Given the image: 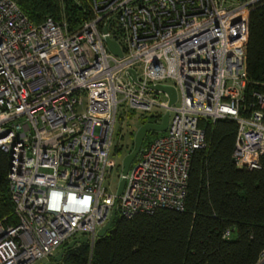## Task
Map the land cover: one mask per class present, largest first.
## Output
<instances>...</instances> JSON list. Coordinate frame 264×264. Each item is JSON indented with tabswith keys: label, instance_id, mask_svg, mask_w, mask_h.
Listing matches in <instances>:
<instances>
[{
	"label": "built area",
	"instance_id": "obj_1",
	"mask_svg": "<svg viewBox=\"0 0 264 264\" xmlns=\"http://www.w3.org/2000/svg\"><path fill=\"white\" fill-rule=\"evenodd\" d=\"M72 1L86 15L69 28L63 17L33 23L0 0V149L15 217L0 222V264L46 261L83 235L92 244L113 206L126 219L181 210L190 157L206 145L200 120L234 121L235 164L251 169L264 155V83L246 100L244 70L247 13L264 0ZM156 83L173 86V103L146 86ZM127 110L154 123L167 111L166 128L109 194L111 136Z\"/></svg>",
	"mask_w": 264,
	"mask_h": 264
},
{
	"label": "trees",
	"instance_id": "obj_2",
	"mask_svg": "<svg viewBox=\"0 0 264 264\" xmlns=\"http://www.w3.org/2000/svg\"><path fill=\"white\" fill-rule=\"evenodd\" d=\"M14 1L33 23L63 17L73 28L86 15L72 0ZM244 70L249 100L251 89L264 83V1L247 13ZM151 119L144 116L139 124ZM199 125L206 145L190 157L181 210L160 208L128 219L115 215L103 236L74 244L55 264H255L264 244V155L257 167L237 165L231 157L234 121ZM7 166L0 149V222L14 224Z\"/></svg>",
	"mask_w": 264,
	"mask_h": 264
},
{
	"label": "water",
	"instance_id": "obj_3",
	"mask_svg": "<svg viewBox=\"0 0 264 264\" xmlns=\"http://www.w3.org/2000/svg\"><path fill=\"white\" fill-rule=\"evenodd\" d=\"M104 43L107 46V48L113 54H116L117 56H121V50L115 41H113L107 37H104ZM127 73L129 74L130 78L134 82H138L136 79V76H135V72L132 68H128ZM146 86L150 89L158 90L160 92L165 93L167 96L168 105H170L171 103H173L175 101V90H174L173 86H171L169 84H163V83L149 84ZM167 118H168V112L165 111L161 115L160 122L154 123V122L146 121V122L139 124V126L137 127V129L135 130V132L133 134V138H132L133 148L131 151L127 152L122 157L121 162H120V165H121L120 174H121V176L119 177V180L117 183L116 194H119L122 190L123 183H124L123 176L126 173L130 163L133 161V159L136 157L137 153L139 152L145 133L149 132V131L163 132L166 128ZM114 213H115V206L112 207L107 221L96 230V232H95L96 237L103 236L105 234V232L110 228L111 222L114 218ZM85 242H87V237L84 235L81 237H75V238L70 239L68 242H66L63 246H61L58 249L56 254H54L51 257V261L58 262L61 258L62 253L66 249L72 247L76 243H85ZM43 264H49V261H46Z\"/></svg>",
	"mask_w": 264,
	"mask_h": 264
},
{
	"label": "rangeland",
	"instance_id": "obj_4",
	"mask_svg": "<svg viewBox=\"0 0 264 264\" xmlns=\"http://www.w3.org/2000/svg\"><path fill=\"white\" fill-rule=\"evenodd\" d=\"M118 114L119 116H117L113 127L111 147L109 151V155L114 159L115 165L111 168L109 175L103 181V187L109 194L116 193L119 174L121 172V159L129 150H132L133 134L139 126L142 117L145 116L142 111L139 110H127L126 113L118 111ZM157 133L158 132L153 133L152 131L146 132L140 149L143 148L145 143ZM46 261H51V258L49 257ZM46 261L45 259H39L29 264H43Z\"/></svg>",
	"mask_w": 264,
	"mask_h": 264
},
{
	"label": "flooded vegetation",
	"instance_id": "obj_5",
	"mask_svg": "<svg viewBox=\"0 0 264 264\" xmlns=\"http://www.w3.org/2000/svg\"><path fill=\"white\" fill-rule=\"evenodd\" d=\"M63 246V245H62Z\"/></svg>",
	"mask_w": 264,
	"mask_h": 264
}]
</instances>
